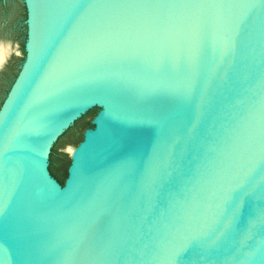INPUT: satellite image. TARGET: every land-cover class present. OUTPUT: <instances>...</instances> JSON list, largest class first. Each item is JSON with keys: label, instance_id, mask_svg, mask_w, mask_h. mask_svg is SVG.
<instances>
[{"label": "water", "instance_id": "water-1", "mask_svg": "<svg viewBox=\"0 0 264 264\" xmlns=\"http://www.w3.org/2000/svg\"><path fill=\"white\" fill-rule=\"evenodd\" d=\"M21 1L0 264H264V0Z\"/></svg>", "mask_w": 264, "mask_h": 264}, {"label": "rangeland", "instance_id": "rangeland-1", "mask_svg": "<svg viewBox=\"0 0 264 264\" xmlns=\"http://www.w3.org/2000/svg\"><path fill=\"white\" fill-rule=\"evenodd\" d=\"M26 11L21 0L0 1V44L10 47L0 65V104L24 58Z\"/></svg>", "mask_w": 264, "mask_h": 264}, {"label": "bare ground", "instance_id": "bare-ground-1", "mask_svg": "<svg viewBox=\"0 0 264 264\" xmlns=\"http://www.w3.org/2000/svg\"><path fill=\"white\" fill-rule=\"evenodd\" d=\"M10 47L7 45L0 44V65L4 61L6 55L8 54Z\"/></svg>", "mask_w": 264, "mask_h": 264}, {"label": "trees", "instance_id": "trees-1", "mask_svg": "<svg viewBox=\"0 0 264 264\" xmlns=\"http://www.w3.org/2000/svg\"><path fill=\"white\" fill-rule=\"evenodd\" d=\"M1 1V0H0ZM2 2V1H1ZM91 110H89L87 113H89ZM83 116V115H82ZM81 116V117H82ZM80 117V118H81ZM79 120V119H78ZM71 127H69L62 135H64L69 129H70ZM62 135H60V137L62 136ZM52 152V151H51ZM49 170H50V172H51V174L62 184L63 183V178H60V177H58V175L57 174H55L52 170H51V168H50V166H49Z\"/></svg>", "mask_w": 264, "mask_h": 264}]
</instances>
